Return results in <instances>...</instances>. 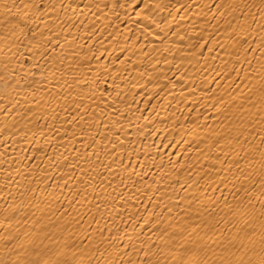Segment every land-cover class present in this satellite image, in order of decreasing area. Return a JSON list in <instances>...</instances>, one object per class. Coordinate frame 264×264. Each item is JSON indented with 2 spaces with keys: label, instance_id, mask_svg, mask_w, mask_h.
Here are the masks:
<instances>
[{
  "label": "bare ground",
  "instance_id": "6f19581e",
  "mask_svg": "<svg viewBox=\"0 0 264 264\" xmlns=\"http://www.w3.org/2000/svg\"><path fill=\"white\" fill-rule=\"evenodd\" d=\"M15 2L0 264L260 259L264 0Z\"/></svg>",
  "mask_w": 264,
  "mask_h": 264
},
{
  "label": "snow or ice",
  "instance_id": "6c2138e0",
  "mask_svg": "<svg viewBox=\"0 0 264 264\" xmlns=\"http://www.w3.org/2000/svg\"><path fill=\"white\" fill-rule=\"evenodd\" d=\"M32 5L28 4V3H23V7L24 8H28L31 7ZM223 6V5H221ZM0 7H2L5 10V14L8 15L10 13H12V9H17V12L12 14L13 18L16 21V24L14 25L15 27H20V25H24L26 26V20L24 15L20 14L19 12V6L16 4L15 0H12V4L9 5L7 3V0H0ZM21 32H23V28L20 29ZM33 35H35V33H33ZM259 47H264V38H262L261 40V44L259 45ZM261 242L262 244H264V236L261 237ZM31 264H45V261H43L41 258H39V254H37V258L31 261ZM50 264V262H49ZM150 264V262H149ZM239 264H244V261H240ZM247 264H264V248H262L261 251V255H260V259L258 260H253V259H249L247 261Z\"/></svg>",
  "mask_w": 264,
  "mask_h": 264
}]
</instances>
